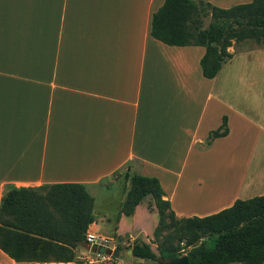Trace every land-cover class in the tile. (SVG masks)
<instances>
[{
  "label": "crops",
  "instance_id": "obj_1",
  "mask_svg": "<svg viewBox=\"0 0 264 264\" xmlns=\"http://www.w3.org/2000/svg\"><path fill=\"white\" fill-rule=\"evenodd\" d=\"M201 1L219 8L251 2ZM163 2L0 0V201L9 188L80 183L95 200L91 232L141 234L146 243L156 209L143 200L132 216L120 214L127 173L156 177L177 218L208 216L241 198L243 181L233 193L211 168L226 171V146L251 128L259 133L256 150L264 127L219 82L232 49L217 76L206 79L203 47L151 37L152 15ZM223 116L227 136L206 147ZM101 192L116 204L99 208ZM126 219L132 222L122 234ZM0 264L19 263L0 250Z\"/></svg>",
  "mask_w": 264,
  "mask_h": 264
},
{
  "label": "trees",
  "instance_id": "obj_2",
  "mask_svg": "<svg viewBox=\"0 0 264 264\" xmlns=\"http://www.w3.org/2000/svg\"><path fill=\"white\" fill-rule=\"evenodd\" d=\"M150 33L168 46L203 47L202 75L214 79L232 58L228 49L233 43L264 45V0L229 8L201 0H164L152 15ZM262 95L264 99V85ZM227 134L223 116L220 126L209 132L205 146ZM125 178L128 189L120 214L132 216L148 197L158 215L152 233L157 253L146 243H134L132 257L155 264L157 259L184 255L188 264H264V194L236 199L208 216L177 218L163 199L156 177L133 172ZM94 202L80 183L9 188L0 201V250L19 264L75 263V250L86 245V234L95 222Z\"/></svg>",
  "mask_w": 264,
  "mask_h": 264
},
{
  "label": "rangeland",
  "instance_id": "obj_3",
  "mask_svg": "<svg viewBox=\"0 0 264 264\" xmlns=\"http://www.w3.org/2000/svg\"><path fill=\"white\" fill-rule=\"evenodd\" d=\"M207 23L208 20L206 19L205 25ZM230 49L233 50L235 58L230 64L225 66L221 77H219V82L228 86V98L232 100L238 95L240 102L242 98V104H240L243 110L251 113V115L255 119H258L260 124L264 127V99L262 95L264 85V45H258L254 42H245L234 44ZM254 109L256 110L255 114L253 112ZM258 134L256 128H251L240 135V139L238 144L236 143V146L231 148L229 145L226 146V149L222 153V165L225 163L228 167L226 171L222 168L221 172L214 166L211 168L215 173L220 174L218 181L222 184L227 183L231 186L230 190L234 191L233 193H236L235 190L238 189V184L243 181V188L242 190L240 189L241 191L239 192L241 194L240 199H248L264 194L263 133L261 134L257 149L255 150L251 147L252 140L257 138ZM97 200L98 207L104 210L116 204V198L107 192L99 193V195H97ZM144 204L148 206V208H150V205L153 206L151 199L148 197L144 199ZM144 218L143 210H139L136 220L143 222ZM155 220L158 221L157 214ZM151 221L153 222L154 218H151ZM131 222L132 220L126 219L121 223V231L125 232L122 234L128 233ZM104 223L106 224V222ZM103 230L110 232L111 226L106 228L103 227ZM106 236H108V238L110 237V239L113 238V245H115V247L117 246L119 249V256L122 264H155L152 261L134 258L128 253L134 243L144 244L145 240L141 234L133 235L131 239L129 237L118 238L113 233H109ZM152 238H149V242L146 243L150 245L153 252L157 253L156 245L152 243ZM88 259L91 260L94 258L84 252L83 249H80L76 253V262L69 264H89Z\"/></svg>",
  "mask_w": 264,
  "mask_h": 264
},
{
  "label": "built area",
  "instance_id": "obj_4",
  "mask_svg": "<svg viewBox=\"0 0 264 264\" xmlns=\"http://www.w3.org/2000/svg\"><path fill=\"white\" fill-rule=\"evenodd\" d=\"M87 243H89V245L95 249V251H90V256H92L94 259H88L89 264H121L120 256L115 257L113 255V253L116 251V247L113 245L114 243L112 239L95 234L88 230L86 234V244ZM99 248H103L105 251L110 252L100 254L97 251Z\"/></svg>",
  "mask_w": 264,
  "mask_h": 264
},
{
  "label": "water",
  "instance_id": "obj_5",
  "mask_svg": "<svg viewBox=\"0 0 264 264\" xmlns=\"http://www.w3.org/2000/svg\"><path fill=\"white\" fill-rule=\"evenodd\" d=\"M85 248L89 251H95V249L93 247H91L89 245V243H87L85 245ZM98 253L100 254H104V253H109L110 251H105V249L103 248H99L97 249ZM129 255H131V251H128ZM113 255L115 257H119V253L118 252H114ZM156 264H188V260H187V257L184 255V256H181L179 258H176V259H171V260H163V259H157L156 260Z\"/></svg>",
  "mask_w": 264,
  "mask_h": 264
}]
</instances>
